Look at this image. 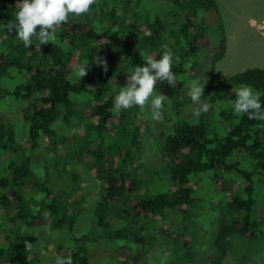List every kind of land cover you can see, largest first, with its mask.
<instances>
[{"label":"trees","instance_id":"trees-1","mask_svg":"<svg viewBox=\"0 0 264 264\" xmlns=\"http://www.w3.org/2000/svg\"><path fill=\"white\" fill-rule=\"evenodd\" d=\"M117 1L97 0L91 15L70 14V23L56 29L58 41L40 46L33 37L31 47L25 48L16 31L8 32L6 27L10 21L16 23V4L22 0H0V153L5 154L0 167V264L41 263L34 250H25L24 241L33 240L16 231V222L49 230L67 227V241L56 257L71 256L73 264H89L83 244L87 234L89 243L102 240L109 245L106 251L114 248V256L102 253L103 258L108 257L102 264H222L233 237L252 240L264 236V201L256 193L260 187L264 190V120L238 114L237 121L219 135L218 125H209L210 110L198 117L194 111L191 115L183 112L182 105L191 100L182 93L183 84L201 76L193 59L204 53L212 68L225 52L220 21L216 36L205 34L204 16L214 13L218 19L216 2L154 0L157 9L146 13L140 2ZM165 46L174 54L172 70L177 82L175 87L158 82L154 94L167 96V125L158 137V146L169 188L129 203L125 199L133 193V186L126 184L122 165L137 157L130 151L138 150L145 127L132 118L126 138L121 130L117 133L121 141L115 142L109 122L117 95L111 87L115 81L125 86L134 67L145 64L148 56L159 59ZM96 52L106 59L108 71L92 64L88 74L79 79L76 66L91 60ZM183 77L187 80L182 81ZM243 85L260 92L264 106V68H249L217 81L207 103L211 105L218 94ZM10 105L17 106L14 119L22 124L21 132L3 111ZM132 109L121 110L118 125ZM220 116L231 118L223 112ZM170 118L180 121L170 123ZM68 127L74 129L70 144L64 134ZM39 145L55 165L67 158L71 166L82 165L102 181L101 200L84 214L85 234L75 237L85 227L82 224L78 232L74 226L75 193L69 189L65 194L70 199L59 201L46 183L36 179L37 170L30 168L35 159H14L21 149L35 152ZM106 153L111 167L105 164ZM66 164L58 170L60 176L70 177L68 187L74 174ZM42 173L48 176L44 167ZM197 173H213L206 180L209 190L218 195L210 201L215 215L208 240L199 241L208 248L206 252L200 244L197 249L192 240L207 202L197 189L199 176L189 180ZM29 193H38L37 201L28 197ZM260 202L262 216L257 217ZM45 212L50 215L45 217ZM171 214L175 223L170 222L177 230L162 228L164 219H172ZM132 219L136 223L131 224Z\"/></svg>","mask_w":264,"mask_h":264},{"label":"rangeland","instance_id":"rangeland-1","mask_svg":"<svg viewBox=\"0 0 264 264\" xmlns=\"http://www.w3.org/2000/svg\"><path fill=\"white\" fill-rule=\"evenodd\" d=\"M115 1L117 4L118 1ZM135 1L137 3L140 2V4L144 5V12L146 13L153 12V10L157 9L156 2L154 0ZM214 1L217 4L218 19L216 18L214 13H208L204 16V20L206 21L205 34L216 36L214 30L215 28L216 30H218L216 26L218 21H220L222 33L225 40V52L222 59L217 61L212 68L204 53L196 56L193 59V63L201 73V76L197 80L201 84L204 83L203 96L201 98L202 102H207L208 97L211 94V88L217 81L228 78L249 68H264V0ZM161 7H165L167 8V10H169L170 8L169 6L167 7L165 5ZM111 70L113 72V67L111 68ZM210 72H213L212 76ZM184 80H187V78L183 77L182 81ZM192 81L193 80H188L186 81L185 85L183 84V94L185 93V95H189ZM119 87L123 86L119 84V82L118 84H116L115 81L111 87V90L113 91V93H115V95H118ZM239 89L240 86L231 88L218 94L211 104L212 107L209 111L210 113L207 116V119L209 125H211L212 128H214V125H218L219 135H221L224 130L227 131V128L231 127L237 121L238 114L235 113L231 100H235V93ZM155 95L156 94L153 93V96ZM192 104L193 101L190 100L188 101V103L182 105L185 115H191L192 111H194V109H192V106H194V104ZM16 107L17 106L15 105H10L8 107V110L3 111L5 115L10 119V121L15 122L16 131L21 132V130H23L22 124L14 119V116H16L15 112L17 111ZM152 111L153 110L151 108V102H149V104L146 105L142 110L138 106L133 107L132 113H129L130 116L128 114L125 115L126 120L123 119L120 125H118V122L120 121V118L122 116L121 110L117 112L114 109L112 111V113L114 112V114L110 118L111 120L109 122V127L113 129L112 135H115L114 138L116 143H120L121 141V135H117V133H120L121 130H123V136L125 135L126 138V131H128V128L131 125L129 120H131L132 118H134L135 122H141V124L144 125L146 129H144V133L139 139L138 150L130 151V155L137 157L131 160L128 159L124 163V165H122V172L126 174V184L128 186H133V193L129 194L127 196V199H125V201L129 203L138 197H150L159 192L166 191L167 188H169L165 172L163 171V163L159 157L158 146V137L163 134L164 127H166L167 125V122L164 121L167 117V111L163 107L162 121H154L152 119ZM222 112L230 114L231 118H228V116L223 118L222 116H220V113ZM172 117L175 118V116ZM173 118L169 119L170 123H176L177 121H180ZM73 131L74 129L72 127H68L67 129H65L64 134L66 135L68 144L72 142L71 134ZM106 138L107 140H109L108 137ZM37 149L38 150L35 152L28 151L27 149H21V151L14 154V159H30V157L32 158V160L35 159V161H32L33 163L30 164V168L33 171L35 169L37 170L34 171V174L35 172H37L35 174L36 179L39 180V182L46 183L50 191L59 199V201L67 202L68 199H70L65 194V192L69 191V189L72 190L71 192L75 193L74 199L77 202L74 203V205L76 206L73 205L72 207V217L74 219V226L79 232V228L82 224L84 225L85 221L87 220L86 215L84 214H87L88 211L91 212L102 198V181L94 179L90 175L89 171L86 170L82 165L78 164L71 166L70 164H68L70 162L69 159L63 158V164L67 163L66 166L70 167L71 172L74 174L72 185L67 187V185L70 183V177L66 176L64 178L60 176V171L58 170L61 168V166H63V164L61 162H58L57 166L55 165V162H53L54 159L52 158V156L50 157L51 159H49L48 156H45L46 153L44 152V147H42V145H39ZM3 157H5V154L0 153V167L3 163ZM239 158L244 166L246 160L243 156ZM5 160L7 163L10 162V160L8 159ZM105 164L107 167L110 166L107 153L105 154ZM55 166L57 167L54 168ZM43 167L48 176H46L45 173H42ZM213 173L217 174L216 171H213ZM213 173H197L194 175H190L189 177V180L192 182L195 175L199 176L198 179L201 181V184H199L197 189H199V191L205 195L204 198L207 200V202L205 201L202 206L205 212H203V216H201L197 220V226L195 228L197 234L192 237L194 246H196L197 249H200L199 241L208 240V237L206 236L211 229L215 215V211L210 201H214V199L218 195L214 191L209 190L210 186L208 185L206 180V178L212 176ZM0 174H2L1 169ZM262 188L263 187H260V189L256 192L260 201H264V194H262L264 190ZM28 197H30L34 201H37V199L39 198V194L29 193ZM120 206H126V204H120ZM75 211L77 212L76 215ZM256 216H262L261 202L256 209ZM173 218L174 217L172 216V219L170 220L164 219L162 228H164L165 230H177L176 225H174L173 227V225L171 224V222L175 223ZM111 223L117 224L119 223V221L111 220ZM130 223L134 224L136 223V221L132 219ZM14 226L16 227V231L18 233L27 235L32 238L33 244H36L37 241H39V244L34 249V252L38 255L41 262L40 264H53L57 253L61 250L62 245L67 241V227L65 229L49 230V228L42 225L33 227L25 225L22 222H16ZM149 229H151V227H149ZM87 230L88 228L87 226H85L80 230L79 233H76L75 237L78 236V234H85ZM88 238L89 235L87 234V237L83 240V244L86 246V255L89 264H102V259H108L106 255H104L103 258L102 253H107L108 255L114 256V248L109 252L106 251V246L109 245L104 241L97 240L91 244L89 243ZM200 246L202 247V249H204L203 252H206L208 250V248H206L204 244H200ZM222 264H264V236H258L257 238L252 240L233 237L231 250Z\"/></svg>","mask_w":264,"mask_h":264},{"label":"clouds","instance_id":"clouds-1","mask_svg":"<svg viewBox=\"0 0 264 264\" xmlns=\"http://www.w3.org/2000/svg\"><path fill=\"white\" fill-rule=\"evenodd\" d=\"M97 0H22L16 6V23L11 21L6 25L8 32L16 31L18 38L23 42L25 48L32 45V38L36 37L39 45L49 44L50 41H58L56 29L64 24L70 23L69 16H81L92 14V6ZM38 29V30H37ZM63 43V42H62ZM173 52L165 46L161 57L154 59L151 56L146 58V63L142 66H135L130 75L127 76L125 86L119 87L118 95L114 101V109L119 112L124 109H131L138 106L141 110L151 102L152 119L154 121L163 120L164 101L166 95L156 94L158 82H167L171 87L176 86L177 77L173 72ZM178 61V57L176 58ZM92 64L101 67L103 72L108 71L106 59L97 55L91 60H86L83 64L76 66V74L81 79L88 74ZM204 83L198 80L191 82L189 95L194 104V115L200 116L202 112L211 109V105L202 102ZM261 93L255 91L248 85H243L235 93V100H231L234 111L237 114H247L249 119L264 120V106L261 102ZM45 217L50 213L45 212ZM39 244L24 241V248L32 252ZM54 264H73L72 257L57 256Z\"/></svg>","mask_w":264,"mask_h":264}]
</instances>
